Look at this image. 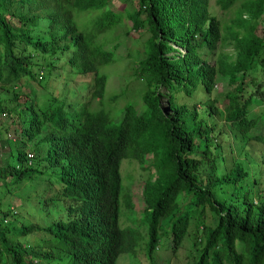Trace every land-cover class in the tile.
Instances as JSON below:
<instances>
[{
    "label": "trees",
    "instance_id": "obj_1",
    "mask_svg": "<svg viewBox=\"0 0 264 264\" xmlns=\"http://www.w3.org/2000/svg\"><path fill=\"white\" fill-rule=\"evenodd\" d=\"M134 1L126 13L130 27L147 30L142 55L133 64L144 89L141 104L126 102L114 123L108 110L90 105L104 90L106 75L99 67L114 54L113 46L104 47L95 37L119 23L121 11L107 7V0H0V92L11 93L0 100V112L17 109L20 115L15 151L0 164V193L27 182L26 199L32 195L34 206L51 219L17 224L14 209L0 203V264H114L119 252L132 251L134 229L118 225L119 163L123 157L143 162L145 155L154 170L141 191L149 255L160 220L173 212L185 190L192 205L207 204L215 217L193 264H264L261 188L240 191L229 202L210 190L223 181L211 177L217 156L224 160L220 143L213 142L219 131L214 115L220 111L210 97L219 76L230 85L221 117L233 139L240 147L250 139L264 145V133L249 131L260 117L253 98L264 101V76L248 91L244 79L256 64L264 69V0H215L221 9L239 2L229 23L209 11L208 0ZM74 9L92 11L82 27L73 19ZM225 34L233 55L214 57ZM56 60L81 75L90 73L78 108L54 103L53 96L39 102L30 95L31 86L21 91L22 79L39 84ZM36 135L46 146L35 164L26 145ZM230 162L220 174L228 175L225 180L247 175L240 162ZM50 203L59 208L47 209ZM189 210L170 222L172 249L190 221ZM9 215L16 223L6 219ZM203 217L196 228L204 229ZM34 231L43 236L27 242L24 237Z\"/></svg>",
    "mask_w": 264,
    "mask_h": 264
},
{
    "label": "rangeland",
    "instance_id": "obj_2",
    "mask_svg": "<svg viewBox=\"0 0 264 264\" xmlns=\"http://www.w3.org/2000/svg\"><path fill=\"white\" fill-rule=\"evenodd\" d=\"M239 2L227 8L221 9L215 0H208V9L211 13L216 14L222 18L223 22L229 23L234 16ZM107 7L119 10L122 13V20L117 23L112 29L105 30L104 33H98L95 40L101 43L104 47L113 46V60L105 63L99 67L98 72L106 75L103 94L100 98H93L91 101V108L103 107L108 110L110 120L114 123L118 122L122 115V109L126 102H135L141 104V94L144 89L143 79L137 78L133 71V64L142 55V40L147 34V30L140 28L133 30L130 27V21L127 17V10L136 6L134 0H107ZM91 10H77L73 11V19L82 27L84 21L89 19L88 13ZM245 13H242V17ZM261 20V18H259ZM128 32H125L126 30ZM181 49V48H179ZM63 55H68L64 53ZM214 57L218 55L221 57H229L233 55L232 45L230 44L227 34L217 44ZM61 60L53 62V67L44 70V75L39 84H34L27 79H22L25 82L21 88L24 93L28 87L31 86L30 95L35 99H40L39 102H45L55 97L54 103L64 104L71 103L78 108V102L85 99V94L88 92V83L90 81V73L79 74L73 68L70 69L66 64H61ZM264 69L260 68L258 64L255 65L253 71L246 73L245 81L248 83L246 91L254 86V83L263 78ZM250 80L251 84H250ZM90 87V86H89ZM230 87L225 76H219L210 93V97L214 98V104L219 109L220 113L214 115L216 122L215 127L219 131L216 133L213 142H219V153L224 156H217L215 175H211L213 180L221 179L223 181L216 182L210 186L212 196L218 199H224L229 202L234 198V194L239 196L240 191L249 189L253 191L255 188H261V194L264 193V145L256 140L250 139L244 147H240L238 141L232 137L230 128L226 125L221 117V111L224 110L226 98L224 93ZM245 91V92H246ZM11 96L10 92H0V100ZM38 96V97H37ZM114 96V97H113ZM253 109L260 115L257 124L249 131L252 134L264 133V101L259 98H253ZM162 104L164 105L165 103ZM20 115L15 109L11 112H0V164H3L9 159L15 151L13 139L18 136L20 129ZM42 134V133H41ZM40 135L33 137L26 145L28 153H31V160L34 163H39L40 155H43L45 149V142L40 140ZM212 149V148H211ZM213 151V149H212ZM210 156V155H209ZM240 162L246 169L247 175L236 176L232 180H225L228 175H220L224 169L230 165V160ZM150 156L145 155L143 162L123 157L119 163L120 172V191H119V209H118V225L122 228H133L136 235V241L132 251H121L116 256L114 264H193L199 254V248L202 246L205 233L208 228L212 227L215 217L211 215L207 204L203 207H195L189 202L192 198L190 193L182 190L178 193L176 202L177 206L173 212L165 215L157 228L158 241L150 255L146 251L147 241V224L143 212L144 202L142 200V185L147 178L154 176V170L149 162ZM257 182V183H255ZM259 182V183H258ZM30 187L27 182L21 187L12 189L10 193H0V203L4 207L8 203L13 209L16 217L8 216L6 219L11 220L15 218L17 224L23 222H37L43 224L50 219L49 214L43 212L34 206L35 198L29 195L26 199L25 193ZM258 199V198H257ZM52 207V208H50ZM34 208H37L34 210ZM59 207L53 208L52 204L48 205L49 210H57ZM189 210L188 216L190 221L184 231L183 237L179 245L172 249L170 242L169 225L172 218L177 213H183ZM204 214L203 222L204 229L195 227V223L199 221L200 214ZM13 220V219H12ZM14 223L15 220H13ZM19 221V222H18ZM42 233L34 231L25 236V240L29 243H35ZM211 264V263H209ZM224 264H229L224 262Z\"/></svg>",
    "mask_w": 264,
    "mask_h": 264
},
{
    "label": "built area",
    "instance_id": "obj_3",
    "mask_svg": "<svg viewBox=\"0 0 264 264\" xmlns=\"http://www.w3.org/2000/svg\"><path fill=\"white\" fill-rule=\"evenodd\" d=\"M28 156H31V153H27Z\"/></svg>",
    "mask_w": 264,
    "mask_h": 264
}]
</instances>
